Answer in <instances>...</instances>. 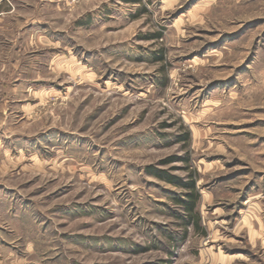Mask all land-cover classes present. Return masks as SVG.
<instances>
[{"label": "rangeland", "instance_id": "374dc122", "mask_svg": "<svg viewBox=\"0 0 264 264\" xmlns=\"http://www.w3.org/2000/svg\"><path fill=\"white\" fill-rule=\"evenodd\" d=\"M147 166L191 171L223 212L185 233L183 190ZM249 192L264 201V0H0V264H192Z\"/></svg>", "mask_w": 264, "mask_h": 264}, {"label": "crops", "instance_id": "0c3cea01", "mask_svg": "<svg viewBox=\"0 0 264 264\" xmlns=\"http://www.w3.org/2000/svg\"><path fill=\"white\" fill-rule=\"evenodd\" d=\"M196 187L198 189L197 184ZM198 193L197 209L199 210L198 225L200 227L198 233H200L203 231L202 226H205L203 223L205 216H203L201 209L213 205V212L221 214L219 210L222 212L223 210L218 206L221 197L217 188L198 189ZM253 195L254 192L247 193L244 198L247 203L245 208H241L237 216L233 214L230 236L223 232H211L212 227H207V237L204 238L202 235L200 239L208 240L209 244L196 249L197 256L192 253L194 260L192 264H248L254 262L249 253L253 247L260 248L261 254L264 255V201L258 199V195L255 199L252 198ZM242 237L249 245L248 249H245L244 245H240V238ZM227 243L235 245L231 246L229 250H224L223 246Z\"/></svg>", "mask_w": 264, "mask_h": 264}, {"label": "trees", "instance_id": "16d2710c", "mask_svg": "<svg viewBox=\"0 0 264 264\" xmlns=\"http://www.w3.org/2000/svg\"><path fill=\"white\" fill-rule=\"evenodd\" d=\"M139 1V0H137ZM143 10H145L143 8ZM155 38H160L161 33L157 32L154 33ZM162 54V52L160 51ZM159 55V59L162 58V55ZM188 131L184 132V135L181 137L183 140H188ZM175 157H169L166 160L161 161V164H167L170 162L175 161ZM186 161V159H183ZM146 172L153 175L154 177L161 179L169 184H172L180 189H182V193L177 194L173 197L174 203L179 206L182 209L183 215H180L183 219L184 224V232L186 233L188 227H193V229L196 231L200 230V227L198 225L199 222V213L197 211V203L199 200V193L198 189L196 187L195 178L193 176V173L189 171L188 173V180L184 181L180 177L168 173L163 169H159L154 166H147L145 168Z\"/></svg>", "mask_w": 264, "mask_h": 264}]
</instances>
